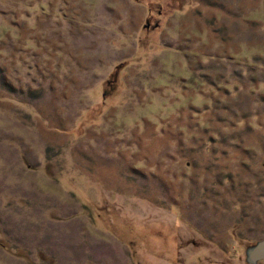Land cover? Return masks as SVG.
<instances>
[{
    "label": "rangeland",
    "instance_id": "obj_1",
    "mask_svg": "<svg viewBox=\"0 0 264 264\" xmlns=\"http://www.w3.org/2000/svg\"><path fill=\"white\" fill-rule=\"evenodd\" d=\"M264 0H0V264H264Z\"/></svg>",
    "mask_w": 264,
    "mask_h": 264
},
{
    "label": "water",
    "instance_id": "obj_2",
    "mask_svg": "<svg viewBox=\"0 0 264 264\" xmlns=\"http://www.w3.org/2000/svg\"><path fill=\"white\" fill-rule=\"evenodd\" d=\"M248 256L252 262L264 258V237L249 249Z\"/></svg>",
    "mask_w": 264,
    "mask_h": 264
},
{
    "label": "trees",
    "instance_id": "obj_3",
    "mask_svg": "<svg viewBox=\"0 0 264 264\" xmlns=\"http://www.w3.org/2000/svg\"><path fill=\"white\" fill-rule=\"evenodd\" d=\"M261 239H262V238L253 241L252 246L255 245V244H256L259 240H261Z\"/></svg>",
    "mask_w": 264,
    "mask_h": 264
},
{
    "label": "flooded vegetation",
    "instance_id": "obj_4",
    "mask_svg": "<svg viewBox=\"0 0 264 264\" xmlns=\"http://www.w3.org/2000/svg\"><path fill=\"white\" fill-rule=\"evenodd\" d=\"M262 238H263V237H262ZM262 259H264V258H262ZM262 259L256 260L255 262H259V261H261Z\"/></svg>",
    "mask_w": 264,
    "mask_h": 264
}]
</instances>
